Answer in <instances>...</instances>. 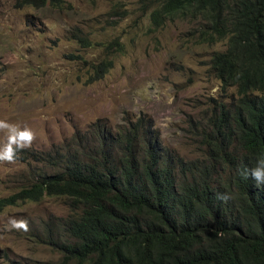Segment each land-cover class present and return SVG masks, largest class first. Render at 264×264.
I'll use <instances>...</instances> for the list:
<instances>
[{
    "label": "trees",
    "instance_id": "1",
    "mask_svg": "<svg viewBox=\"0 0 264 264\" xmlns=\"http://www.w3.org/2000/svg\"><path fill=\"white\" fill-rule=\"evenodd\" d=\"M146 1L154 31L190 18L199 43L225 42L211 70L236 97L213 100L202 157L164 148L144 114L118 127L96 121L59 147L19 152L31 181L0 196V212L63 199L68 216L30 232L61 254L58 264H264V185L241 174L264 159V0ZM61 2L22 0L36 9ZM111 68L94 65L89 82Z\"/></svg>",
    "mask_w": 264,
    "mask_h": 264
},
{
    "label": "rangeland",
    "instance_id": "2",
    "mask_svg": "<svg viewBox=\"0 0 264 264\" xmlns=\"http://www.w3.org/2000/svg\"><path fill=\"white\" fill-rule=\"evenodd\" d=\"M142 4L62 0L36 9L22 0H0V121L31 129L36 140L30 149L48 151L96 121L118 127L144 114L164 148L188 160L201 158L198 136L213 100L236 97L234 88L222 90L211 70L212 55L225 42L199 43L192 35L200 22L190 18L166 21L154 31L148 2L145 10ZM103 60L112 68L90 83L91 68ZM7 138L0 130V147ZM30 181L25 164L0 162V196ZM68 214L65 201L56 198L0 212V264H58L61 254L30 232L40 234L43 222ZM12 218L27 220L29 230L11 228Z\"/></svg>",
    "mask_w": 264,
    "mask_h": 264
},
{
    "label": "clouds",
    "instance_id": "3",
    "mask_svg": "<svg viewBox=\"0 0 264 264\" xmlns=\"http://www.w3.org/2000/svg\"><path fill=\"white\" fill-rule=\"evenodd\" d=\"M0 130H7V143L0 147V162L15 164L19 159V152L30 149L36 140V134L29 128L18 129L14 125L0 121ZM244 176H250L256 182L257 186L264 185V159H259L256 165L250 169H245L242 173ZM219 199H230L229 194L221 193ZM11 228L16 230H29L28 221L25 219L12 218L9 221Z\"/></svg>",
    "mask_w": 264,
    "mask_h": 264
},
{
    "label": "water",
    "instance_id": "4",
    "mask_svg": "<svg viewBox=\"0 0 264 264\" xmlns=\"http://www.w3.org/2000/svg\"><path fill=\"white\" fill-rule=\"evenodd\" d=\"M47 1H52V0H47Z\"/></svg>",
    "mask_w": 264,
    "mask_h": 264
},
{
    "label": "bare ground",
    "instance_id": "5",
    "mask_svg": "<svg viewBox=\"0 0 264 264\" xmlns=\"http://www.w3.org/2000/svg\"><path fill=\"white\" fill-rule=\"evenodd\" d=\"M78 139V138H77ZM82 140V139H81ZM80 142V141H79Z\"/></svg>",
    "mask_w": 264,
    "mask_h": 264
}]
</instances>
